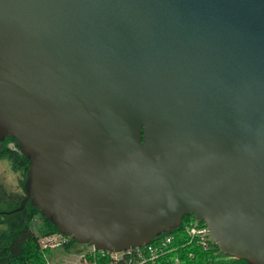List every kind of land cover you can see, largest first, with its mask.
Returning a JSON list of instances; mask_svg holds the SVG:
<instances>
[{
  "label": "water",
  "instance_id": "obj_1",
  "mask_svg": "<svg viewBox=\"0 0 264 264\" xmlns=\"http://www.w3.org/2000/svg\"><path fill=\"white\" fill-rule=\"evenodd\" d=\"M98 251L205 223L264 264V0H0V142Z\"/></svg>",
  "mask_w": 264,
  "mask_h": 264
},
{
  "label": "trees",
  "instance_id": "obj_2",
  "mask_svg": "<svg viewBox=\"0 0 264 264\" xmlns=\"http://www.w3.org/2000/svg\"><path fill=\"white\" fill-rule=\"evenodd\" d=\"M7 142H14L18 150L14 151ZM2 159L12 163L16 171H23L25 185L27 172L30 168L29 159L21 153L16 139L6 138L0 142V160ZM1 192H7L4 184L0 186ZM13 215H17L18 218L15 219ZM37 218L41 220V224L36 221ZM188 221L189 216H186L181 228L174 229L171 234H163L154 240L156 242L165 235H173L175 240L171 248H175V251L160 257L154 263L146 264H174V257L180 259V264H248L246 260L222 254L212 242H210V249L205 250L199 241L191 240L185 234L178 233L180 230H183L184 233V227ZM54 234H60L57 227L48 221L30 201L22 209L17 205L10 212L0 211V264H45L46 251L42 250L40 239ZM86 248H88L87 245L78 244L75 240L70 239V243L62 249L65 254L81 253ZM48 253L51 252L48 251Z\"/></svg>",
  "mask_w": 264,
  "mask_h": 264
},
{
  "label": "built area",
  "instance_id": "obj_3",
  "mask_svg": "<svg viewBox=\"0 0 264 264\" xmlns=\"http://www.w3.org/2000/svg\"><path fill=\"white\" fill-rule=\"evenodd\" d=\"M184 234L191 240H197L205 250L210 249V239L207 228L194 219L189 220L184 227ZM70 237L63 234H54L41 237L40 245L45 253V264H146L154 263L160 257L175 251L171 248L173 235H165L144 247H136L120 252L98 251L94 247H88V251L81 253H65L58 260H52L48 251H63V247L70 243ZM68 254V255H67ZM174 264H180V259L174 257Z\"/></svg>",
  "mask_w": 264,
  "mask_h": 264
},
{
  "label": "rangeland",
  "instance_id": "obj_4",
  "mask_svg": "<svg viewBox=\"0 0 264 264\" xmlns=\"http://www.w3.org/2000/svg\"><path fill=\"white\" fill-rule=\"evenodd\" d=\"M28 172H27V176H28ZM24 177L25 174L23 173V171H19V170L16 171L13 167V164L9 163L8 160L6 159L0 160V186L4 184L7 189V192L0 193V211L10 212L14 210L17 205L20 207L22 206V203L24 202L26 197L25 185H27V181L24 185ZM24 187H25V191H24ZM13 216H15V219L18 218L17 215H13ZM36 221L39 222V224H41L40 219L37 218ZM35 229L36 227L34 226V230ZM178 233L184 235L183 230H180ZM88 249L89 248H86L85 251H88ZM51 255L53 256L52 260H58V258H61L63 256V251L57 250L55 252H52Z\"/></svg>",
  "mask_w": 264,
  "mask_h": 264
},
{
  "label": "bare ground",
  "instance_id": "obj_5",
  "mask_svg": "<svg viewBox=\"0 0 264 264\" xmlns=\"http://www.w3.org/2000/svg\"><path fill=\"white\" fill-rule=\"evenodd\" d=\"M186 217V216H185ZM184 217V218H185ZM191 219H194V220H196V218H195V216H193V215H189V220H191ZM197 221V220H196ZM183 222H184V220H183ZM197 222H199L200 224H202V225H204L206 228H207V226L205 225V223H203V222H200V221H197ZM207 230H208V228H207ZM208 235H209V231H208ZM209 239H210V235H209ZM210 242H211V240H210ZM214 245V244H213ZM211 247V246H210Z\"/></svg>",
  "mask_w": 264,
  "mask_h": 264
},
{
  "label": "flooded vegetation",
  "instance_id": "obj_6",
  "mask_svg": "<svg viewBox=\"0 0 264 264\" xmlns=\"http://www.w3.org/2000/svg\"><path fill=\"white\" fill-rule=\"evenodd\" d=\"M8 143V146L10 148H12L14 151L18 150L17 147H16V144L14 142H7ZM26 198V197H25ZM27 204V203H26ZM25 204V205H26ZM20 207V206H19Z\"/></svg>",
  "mask_w": 264,
  "mask_h": 264
}]
</instances>
